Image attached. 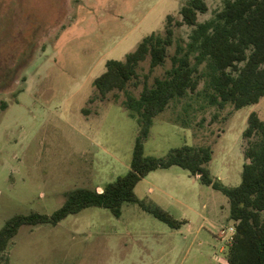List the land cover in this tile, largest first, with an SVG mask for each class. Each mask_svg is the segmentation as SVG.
Here are the masks:
<instances>
[{"label":"rangeland","instance_id":"obj_1","mask_svg":"<svg viewBox=\"0 0 264 264\" xmlns=\"http://www.w3.org/2000/svg\"><path fill=\"white\" fill-rule=\"evenodd\" d=\"M188 0H0V228L19 214L53 215L78 188L103 190L131 169L140 133L123 102L165 78ZM205 22L225 0H206ZM174 20L168 23V16ZM175 43L163 66L148 58L127 91L104 98L94 85L110 60L124 61L142 40ZM204 70V67H202ZM205 80L154 119L145 154L167 157L185 146H210L208 168L228 187L242 183L249 116L264 120V98L236 110L209 105ZM5 105L7 107H5ZM136 195L184 223L172 228L128 202L120 218L89 207L58 223L23 226L2 264H226L235 225L227 196L179 166L151 172Z\"/></svg>","mask_w":264,"mask_h":264},{"label":"trees","instance_id":"obj_2","mask_svg":"<svg viewBox=\"0 0 264 264\" xmlns=\"http://www.w3.org/2000/svg\"><path fill=\"white\" fill-rule=\"evenodd\" d=\"M208 10L206 0L187 1L181 10L182 20L176 25L189 26L192 32L188 42L179 40L177 43L167 76L156 79L151 87L145 86L139 97L127 94L123 102L140 126L130 171L103 190H73L66 203L51 216L32 212L9 219L0 228V264L7 260L10 243L23 226L57 225L89 207L108 209L120 218L125 203H137L170 227L180 228L183 221L136 195V187L142 179L153 171L173 166L188 170L202 184L228 197L237 232L226 264H264V120L257 113L249 116L243 134L247 141L246 163L242 183L237 187L225 186L212 175L208 168L213 159L210 146H185L172 150L167 157L145 154L144 143L154 119L173 101L195 92L203 79L204 95L211 106L223 109L231 104L239 110L258 104L264 98V0H225L224 8L213 18L199 22V15ZM173 20V16H168V23ZM174 35V29L168 25L166 35L154 33L144 38L124 61H108L106 72L94 81L101 97L115 90L127 91L128 84L138 78V67L148 58L151 71L163 66L168 48L176 41Z\"/></svg>","mask_w":264,"mask_h":264},{"label":"built area","instance_id":"obj_3","mask_svg":"<svg viewBox=\"0 0 264 264\" xmlns=\"http://www.w3.org/2000/svg\"><path fill=\"white\" fill-rule=\"evenodd\" d=\"M236 232H237V231H236V227H235V225H234L233 227H231V228L229 229V233H228L227 231H225V230L221 231L219 237H220L221 239H225V238H228V235H230V236H229V243L232 244L233 241H234V238H235Z\"/></svg>","mask_w":264,"mask_h":264},{"label":"crops","instance_id":"obj_4","mask_svg":"<svg viewBox=\"0 0 264 264\" xmlns=\"http://www.w3.org/2000/svg\"><path fill=\"white\" fill-rule=\"evenodd\" d=\"M143 41V40H142ZM139 46V45H138ZM128 55V54H127ZM106 70H107V68H106ZM104 74V73H103Z\"/></svg>","mask_w":264,"mask_h":264}]
</instances>
